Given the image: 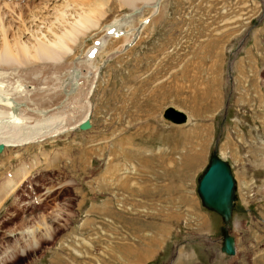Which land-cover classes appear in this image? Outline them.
Instances as JSON below:
<instances>
[{
  "label": "rangeland",
  "instance_id": "374dc122",
  "mask_svg": "<svg viewBox=\"0 0 264 264\" xmlns=\"http://www.w3.org/2000/svg\"><path fill=\"white\" fill-rule=\"evenodd\" d=\"M91 1L104 6L103 27L70 43L61 61L7 66L16 68L8 82L21 102L29 97L23 102L44 117L57 114L58 126L82 120L90 107L93 128L0 155V264H140L137 241L156 248L158 216L172 197L190 193L199 210V182L215 153L236 183L233 218L222 230L237 253L222 263L220 244L209 242L197 264H264V167L249 161L264 157V0H160L157 13L142 2ZM44 2L0 0L1 37L14 52L30 43L22 32ZM75 82L81 88L73 91ZM171 111L186 122L167 119ZM20 172L21 184L1 192ZM24 219L37 244L19 240L17 254H5ZM188 226L169 236L166 264L184 256Z\"/></svg>",
  "mask_w": 264,
  "mask_h": 264
},
{
  "label": "bare ground",
  "instance_id": "6f19581e",
  "mask_svg": "<svg viewBox=\"0 0 264 264\" xmlns=\"http://www.w3.org/2000/svg\"><path fill=\"white\" fill-rule=\"evenodd\" d=\"M122 1L126 4V6L129 5L132 7H135L136 4L142 2L145 6H147V8L153 9L154 13L158 12L160 5V0ZM98 2H100V0H98ZM118 2L120 3V0ZM95 3H92L91 0H45V2L41 6H39L37 10L33 12L30 16L28 22V26H30L28 28H25V30L22 32L24 38L30 41V43H25L24 45L20 46V50L16 52H14L15 50L13 51L5 36L1 37V35L3 34L2 31H0V145H4L5 147L0 155L4 153L6 148L24 147L35 141L41 142L46 137H51L54 134L55 135L52 137H57L58 134L64 133L69 130H80L79 127L84 121H86L87 119H90L91 121L90 107L88 108L87 112L85 110L86 113L82 120H79L78 122L76 121V123L74 124L62 122L61 126H58L57 122L60 121L58 120L59 118H57L56 116L57 114L55 115L51 113V111L53 112V110L47 111L51 113V117L47 114L46 115L48 117H44L46 113L45 111L31 109L27 104H25L26 101L30 102L29 97L28 100L26 99L27 97L24 99L26 100L25 103L23 102V98L21 99L23 100L21 102L19 100L21 96L19 95L20 97L18 99V95L16 94L19 91H17L16 88L13 87L14 85H12L11 87V83L8 82V79H10V77H12L13 75H18L13 72L16 68L10 71L8 67L14 66L15 64L18 65L21 63H27L33 60V58H37V60L41 59V61L47 60L49 62L61 61L63 53L67 52L66 54H70L72 50L69 46L70 43L77 44L79 41L86 37L85 35L87 34V32L89 33V30L98 31L99 28L103 27L102 24H100L101 27H99V23L101 21H104V19L106 18V13L104 14L103 11H100V9H102L104 6H102L101 4L100 6H102V8H99V6H97V4ZM136 10L137 8L134 11ZM20 22H22V20ZM115 26L116 24L113 23L106 27L113 30ZM140 31L141 28H138V35L140 34ZM13 68L14 67H12V69ZM79 73L80 72H77V74ZM78 76L79 75H77L75 79H77ZM14 78L16 79V77ZM73 85V91H75L76 89H78V87L81 86L79 83L77 86L76 82ZM17 86L21 88H17L21 91L20 94H31L29 90L30 88L28 90L26 89L27 87H29L26 86V84L24 85L20 83V85ZM93 86L89 89L92 90ZM31 92H33V90ZM259 101L261 102L262 98H260ZM33 114H37L39 116L35 117L33 116ZM54 123H56L57 128H53V126H55ZM257 160L261 161L264 167V157H256V155L254 154L250 156L249 161H251V163L257 162ZM24 175L26 174L22 172L14 176L11 175L10 179L7 180V183L4 186V190H2L1 192L4 191L5 195H8L11 191H13V189L17 187L18 183L21 184L20 177L22 178ZM16 181H18V183L14 184V182L16 183ZM25 223L27 225L29 223V220L24 219V221L22 222V225L24 226L20 228L19 231L14 230L9 233V238L16 239L18 237V239H16L15 246L6 248V252H4L5 254H8V251L9 255L10 253L17 254L16 251H18L19 249H17L16 245L18 244L19 240L29 241L33 244H37L35 230L32 229V227L27 228ZM42 225L44 224L42 223ZM235 226L239 227V224L236 223ZM149 251L151 250H148V253ZM7 257L8 255L5 257L3 256L1 262H6Z\"/></svg>",
  "mask_w": 264,
  "mask_h": 264
},
{
  "label": "crops",
  "instance_id": "0c3cea01",
  "mask_svg": "<svg viewBox=\"0 0 264 264\" xmlns=\"http://www.w3.org/2000/svg\"><path fill=\"white\" fill-rule=\"evenodd\" d=\"M153 149L154 148H152V150ZM188 170H192L191 167H189ZM172 198V201H168V203L162 207L163 210L158 216L160 222L158 224L159 233L156 248L152 250L150 246L141 244L140 240L137 241L136 250L138 249L139 254L141 253L142 255V259L140 258V264L153 262L156 259L161 260L162 258V264L168 263L171 255L165 253L166 247L164 248V245H167L168 239L171 237L174 228L180 227L182 223H184L187 227L188 223L192 222L188 228H193V230L190 234L184 235L182 242H180L185 245L183 246L185 248V252L181 253L184 256L181 258V261L178 262L180 255L179 251L176 257L172 259L174 260V264H197L198 262H201L203 258L206 259L205 245L209 242L214 246L220 244L221 250L223 239L222 233L224 231L222 230L224 225L222 218L216 213L206 210L200 197H198L199 199L195 198V202H199L198 204L196 203L195 208H199V210L196 211H194V200L190 193H183L180 198ZM148 250L151 251L148 253ZM214 250H216V248H214ZM189 253L194 256L195 260H191L192 255L190 256ZM221 254L220 260L224 263V254L222 252ZM135 257L137 258L138 255L136 254ZM133 261L134 259L131 263L135 264Z\"/></svg>",
  "mask_w": 264,
  "mask_h": 264
},
{
  "label": "water",
  "instance_id": "95a60500",
  "mask_svg": "<svg viewBox=\"0 0 264 264\" xmlns=\"http://www.w3.org/2000/svg\"><path fill=\"white\" fill-rule=\"evenodd\" d=\"M170 113L171 115L166 117L170 121L177 124L186 122L184 114L176 111ZM92 128L90 119L84 121L79 127L80 131H89ZM4 148V145H0V154ZM235 188L236 183L231 166L215 153L210 159L209 167L200 179L198 194L203 206L220 215L226 225H229L233 218L236 200ZM236 250V240L229 234L228 230H225L221 252L232 257L236 255Z\"/></svg>",
  "mask_w": 264,
  "mask_h": 264
}]
</instances>
